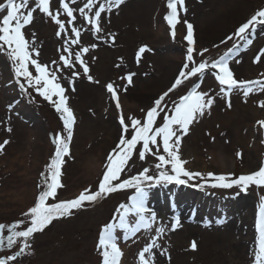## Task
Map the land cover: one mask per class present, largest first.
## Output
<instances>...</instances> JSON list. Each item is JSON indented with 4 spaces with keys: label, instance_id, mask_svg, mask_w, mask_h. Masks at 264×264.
<instances>
[{
    "label": "rangeland",
    "instance_id": "obj_1",
    "mask_svg": "<svg viewBox=\"0 0 264 264\" xmlns=\"http://www.w3.org/2000/svg\"><path fill=\"white\" fill-rule=\"evenodd\" d=\"M64 2L74 9L75 19L71 24L68 23L71 18L60 7V0H49L50 11L53 15L58 13V18L65 24L61 36L56 35L59 26L51 17L36 9L35 0H28L20 10L23 14L33 11L30 24L22 28L29 50L35 47L38 55L33 53V58L56 71L65 89L67 106L74 115L70 155L64 157L65 162L61 166L60 182L63 186L57 189L56 200L72 199L89 187L95 191L107 155L118 143L122 132L119 123L121 112L126 117L143 120L154 101L171 87L186 62L188 43L184 36L187 35V25L183 21L186 20L193 28V57L197 64L202 59L211 61L218 58L236 44L237 50L229 62L234 76L237 79L264 80L261 76L264 59L254 62L260 49L264 48V25H258L249 33L250 45L245 46L236 37L226 40L241 23L264 8V0H184L183 9L177 5L180 22L175 27V38L164 20L170 11L167 0H123L119 7L102 14L103 31L100 33H93L79 11L87 0ZM100 2L103 0H94V7ZM4 14L6 11L0 12V19ZM160 22L165 27L162 31L159 30ZM73 27L79 31V37L71 32ZM74 39L78 43H71ZM141 46H146V50L138 59L136 53ZM85 47L88 51L81 52ZM64 48H68V52H64ZM203 49L207 52L202 53ZM76 52H81L88 74L84 73L79 62H75ZM61 55L69 57L73 67H64ZM30 71L35 75L31 66ZM72 72L79 75L72 76ZM129 73L134 74L131 83L127 80ZM88 76L92 79L89 80ZM108 83L117 90L120 110L107 91ZM194 83L200 85L198 91L211 95L214 103L182 137L179 154L187 162L184 165L186 169L203 174L231 173L233 177L258 170L264 163V143H261L264 130L259 129L256 122L264 119V107L260 106L264 101V91H254L248 97L237 91L224 96L212 72L206 71L203 77L189 78L165 97L163 104L169 115L172 102L185 95ZM60 116L54 105L34 89L29 88L26 93L21 91L12 63L5 53L0 52V144L8 141L0 150V223L24 219L21 214L33 205L41 190L37 187L42 182L40 173L45 171V165L55 152L52 135H67ZM126 122L129 125L126 137L130 138L131 121ZM162 123L163 113L156 126ZM238 151L240 157L236 156ZM218 152L229 161L222 169L213 158ZM90 157H95L100 169L88 175L85 163ZM155 163L157 161L152 155L141 161L136 151L131 161L134 166L128 168L123 178L145 167L154 171ZM198 183L202 186H196ZM212 183L214 181L210 179L205 182L196 178L185 185H158L150 189L147 203L157 213V221L150 230L142 229L128 240L122 238L123 230L117 229L121 237L118 246L122 251L119 264H138L139 251L155 235V228L161 225L166 228L162 235L169 242L171 240L172 246L166 239L158 237L160 247L153 250L162 255L159 260L153 259L152 264H253L255 219L260 196H264V186L250 185L242 191L237 186L229 189L212 187ZM133 191L108 194L73 210L70 216L54 220L43 231L33 234L30 250L17 257L15 264H101L97 248L99 232L103 225L113 222L116 208L127 202ZM49 202L55 200L50 199ZM184 204L193 220L178 226L201 230L208 237L185 233L182 250H179L175 245L173 247L175 238L179 236L168 225L173 222L172 217L183 219L186 212L181 207ZM242 218L245 219L242 221ZM239 236L246 240L241 262H238L234 249V241L238 243ZM190 238L193 241H189ZM193 242L196 243L195 249L191 247ZM17 250L18 246L2 248L0 257Z\"/></svg>",
    "mask_w": 264,
    "mask_h": 264
},
{
    "label": "snow or ice",
    "instance_id": "obj_2",
    "mask_svg": "<svg viewBox=\"0 0 264 264\" xmlns=\"http://www.w3.org/2000/svg\"><path fill=\"white\" fill-rule=\"evenodd\" d=\"M35 2L36 9L51 17L59 26L56 35L61 36V33L65 31V24L58 18V13L57 15L52 14L49 0H35ZM122 2L123 0H103L98 6L94 7V0H87V3L79 11L91 26L93 33H100L103 31L101 27L102 14L105 11L110 12L113 8L119 7ZM27 3L28 0H21L19 3L16 0H4L3 3H0V12L6 11V14L0 19V52L5 53L12 63L13 73L21 91L26 93L28 88L34 89L41 97L50 101L57 112L61 113L60 118L63 121L64 131L67 135L57 133L53 137L54 155L51 157L50 162L45 165V171L40 173L42 182L37 187L41 190L35 197L33 205L21 214L24 219L11 223H0V249H12L13 246H18V250L11 255L0 257V264H15L17 257L25 254L26 250H30V238L33 237V234L43 231L54 220L70 216L73 214V210L81 209L86 203H94L100 198L117 191L134 190L128 196L127 202L119 204L116 208L113 222L103 225L99 232L97 248L102 258L101 264H119L120 262L122 251L118 246V239L121 237L118 235L117 229L123 230L122 238L128 240L136 236L142 229L150 230L152 228L153 223L157 221V213L149 207L147 201L149 190L158 185H185L191 180L200 178L205 182L210 179L214 181L211 184L212 187L224 189L237 186L242 191H246L250 185L264 186V163H261L258 170L238 177H233L231 173L225 175L213 172H207L206 174L198 171L193 172L184 166L187 162L179 154L182 137L188 133L189 126L211 108L214 98L207 92L198 91L200 85L194 83L185 95H181L178 100L172 102L171 115H169L166 105L163 104L169 93L191 77L197 75L203 77L206 71L212 72L220 86L219 91L224 96H229L232 92L237 91L242 93L244 97H248L254 91H264V80L237 79L234 76L229 62L233 59L232 53L237 50L236 44L218 58L211 61L202 59L197 64L193 57V28L185 20L183 23L187 25V35L184 36V39L188 43L186 62L179 70V74L171 87L154 101V105L147 110L143 120L130 116L126 117L121 112L119 123L122 132L118 143L107 155L103 166L104 171L95 191H92L89 187L81 190L72 199L56 200L57 189L63 186L60 182L61 166L65 162L64 157L70 155L69 143L73 135L74 115L67 106L65 89L59 82L56 71L50 70L47 65L33 58V53L38 55L35 47H32L31 51L29 50L30 45L25 39L22 28L30 24L33 19V11H28L27 14L20 11ZM177 5L183 9L184 0H167V8L170 11L164 16V20L172 30L173 38L176 35L175 27L180 22ZM60 7L66 12L67 17L71 18L68 20V23L71 24L75 19L73 16L74 9L69 7L64 0H60ZM86 9L87 11H85ZM89 13H94V15H89ZM258 25H264V8L258 9L250 18L241 23L233 35L228 36L226 40L236 37L239 41H243L245 46L250 45L252 40L249 38V33ZM71 32L77 37L80 35L75 27L71 29ZM225 42L221 41V43ZM71 43L76 44L78 40L74 39ZM95 46L92 45V47ZM145 50L146 46L140 47L136 53L138 59ZM63 51L68 52V48H64ZM87 51L88 48L86 47L81 49V52ZM81 52L75 53V62H79L84 73L88 74L89 69L81 58ZM203 52H207V49H203ZM262 59H264V48L260 49L254 62H260ZM60 60L63 61L64 67H73V61L69 57L61 55ZM236 62L239 63L240 61L237 60ZM53 63L56 62L53 61ZM30 66L34 68L35 75L30 71ZM77 75L79 73L72 72V76ZM133 75V73L127 75L129 83H131ZM261 76H264V73ZM88 78L89 80L92 79L91 76H88ZM106 88L112 99L116 101L117 110H120L121 105L116 88L112 83H108ZM54 97L55 99H53ZM228 106H231L230 102ZM260 106L264 107V101L260 102ZM161 113H163V123L156 126ZM128 120L131 121L130 138L126 137V133L129 132V125L126 122ZM256 124L259 129L264 130V119L258 120ZM8 130L11 131V129ZM7 143L6 140L3 144H0V150H3L4 145ZM261 143H264V139ZM136 151H138L141 161H144L147 155H152L157 161L153 166L155 170L152 171L150 168L145 167L136 174L123 178L128 168L134 166L131 161ZM236 156L240 157L241 153L238 151ZM196 186L202 185L198 183ZM50 199L55 200V202L50 203ZM178 224L179 217H173L172 230H175ZM21 228L22 230H20ZM165 230L166 228L163 225L155 228V235L138 253V264H152L153 249L160 247L157 239ZM255 231L253 264H264V196H260V202L257 205ZM191 247L195 249L196 243L193 242Z\"/></svg>",
    "mask_w": 264,
    "mask_h": 264
},
{
    "label": "bare ground",
    "instance_id": "obj_3",
    "mask_svg": "<svg viewBox=\"0 0 264 264\" xmlns=\"http://www.w3.org/2000/svg\"><path fill=\"white\" fill-rule=\"evenodd\" d=\"M159 30L160 31H162V30H164L165 29V27H164V25L160 22L159 23ZM217 157H213V158H215V160H217L218 161V163H219V168H223L225 165H226V163L227 162H229L228 161V158L223 154V153H221V152H218L217 153V155H216ZM86 169L85 170H87V174L88 175H90V173H95V172H97V170L98 169H100V166H99V163H98V161L95 159V157H90V158H87V160H86ZM85 164H84V167H85ZM32 190V192H33V189H31ZM180 205H182V203H180ZM184 206H186L185 204L183 205V207H181V210H183L184 212H186V213H183V215H182V217H183V219H181L180 217H179V224H183L184 223V221H188V220H193V218L190 216V210L189 209H187L186 207H184ZM159 209H160V207H158ZM187 209V211H185ZM176 217V216H175ZM245 218H242V221L244 220ZM172 220H173V217H172ZM182 220V221H181ZM241 221V220H240ZM169 227H171V223H169V225H168ZM233 227V226H232ZM231 230V229H230ZM174 231H176V232H174V234L175 235H177V236H179L178 238H175L176 240H174V242H173V247H174V245H175V247L177 248V249H179V250H182L181 249V247H183V237H184V235H185V233H189L188 235H200V236H205V238H207L208 236H206V235H204L203 234V232L201 231V230H198V229H192L191 227H186V229L183 227V225L182 226H177L176 227V229L174 230ZM161 238H163V239H166V241H168L169 242V240H168V238H166V236H164V235H161ZM239 240H238V243H236L235 241H234V249H236L235 250V253H236V258H237V260H238V262L240 261H242L241 259H243V256H244V253H245V250H246V240H244L243 239V236H239ZM164 242L165 243V245H167L168 244V242ZM189 241H193V238H190V240ZM239 241H241V242H239ZM171 243V240H170V242H169V244ZM170 246H172L171 244H170ZM158 250V249H157ZM161 253L159 252V251H156V250H153V259L154 260H159L160 258H161Z\"/></svg>",
    "mask_w": 264,
    "mask_h": 264
}]
</instances>
